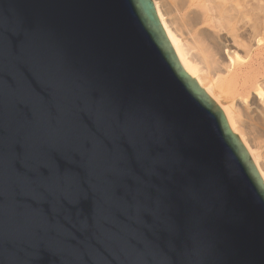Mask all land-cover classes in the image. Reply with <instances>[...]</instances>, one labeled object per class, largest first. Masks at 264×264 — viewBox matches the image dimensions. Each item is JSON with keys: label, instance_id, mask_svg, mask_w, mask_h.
<instances>
[{"label": "water", "instance_id": "95a60500", "mask_svg": "<svg viewBox=\"0 0 264 264\" xmlns=\"http://www.w3.org/2000/svg\"><path fill=\"white\" fill-rule=\"evenodd\" d=\"M0 264H264V179L153 0H0Z\"/></svg>", "mask_w": 264, "mask_h": 264}, {"label": "bare ground", "instance_id": "6f19581e", "mask_svg": "<svg viewBox=\"0 0 264 264\" xmlns=\"http://www.w3.org/2000/svg\"><path fill=\"white\" fill-rule=\"evenodd\" d=\"M185 72L209 90L264 179V0H153Z\"/></svg>", "mask_w": 264, "mask_h": 264}]
</instances>
